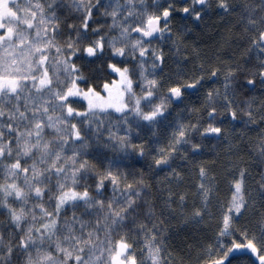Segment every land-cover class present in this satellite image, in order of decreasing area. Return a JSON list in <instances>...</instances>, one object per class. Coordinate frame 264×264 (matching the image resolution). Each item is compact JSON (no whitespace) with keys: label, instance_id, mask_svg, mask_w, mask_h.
Here are the masks:
<instances>
[{"label":"snow or ice","instance_id":"obj_1","mask_svg":"<svg viewBox=\"0 0 264 264\" xmlns=\"http://www.w3.org/2000/svg\"><path fill=\"white\" fill-rule=\"evenodd\" d=\"M0 264H264V0H0Z\"/></svg>","mask_w":264,"mask_h":264}]
</instances>
